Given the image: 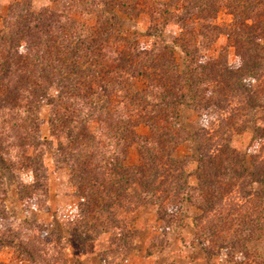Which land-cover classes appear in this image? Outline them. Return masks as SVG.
I'll use <instances>...</instances> for the list:
<instances>
[{
  "label": "rangeland",
  "instance_id": "rangeland-1",
  "mask_svg": "<svg viewBox=\"0 0 264 264\" xmlns=\"http://www.w3.org/2000/svg\"><path fill=\"white\" fill-rule=\"evenodd\" d=\"M15 1L17 0H0V31H3L11 5ZM109 1L112 4L102 10L105 17L102 29L109 35L111 42L116 39L114 50L128 44L151 45L154 37L149 28L151 17L148 11L151 12V9L148 0ZM159 1L166 3L169 11H176L179 6L175 0ZM250 1L247 13L245 0H227L235 7L236 21L240 20L238 26L243 28L241 22L248 15L250 17L248 22L253 33L250 43L255 63V67L250 71L253 76L259 77L264 75V62L260 64V57L264 55L259 51L256 42L264 41L262 36L259 38V33H264V0ZM78 2L80 1L31 0L32 14L39 15L50 11L72 16L83 24H88L90 18V26H95L96 23L99 25L100 21H103L100 14L91 16L87 11L78 12ZM135 3L139 7L134 8ZM145 5H148V8ZM140 12L143 13L138 15ZM208 13L211 17H216V24L223 30L234 20L224 5L215 11L209 10ZM202 24L204 22L199 23L201 26ZM181 32L179 29L170 30L165 33L163 41L173 50L176 62L183 69L185 55L180 41L177 40ZM107 34H104L106 41ZM196 35L201 37L197 33ZM229 44L230 41L223 35L215 42L212 52L216 55ZM109 46L106 45L107 49ZM80 49L83 55L87 51L82 47ZM19 52L33 63L30 72L39 73L38 56H31L27 48L20 47ZM229 52V60L234 62V50L230 49ZM96 58V61H87L82 57V64L80 63L76 74L66 73L61 79L62 85L60 82L51 84L48 99L46 96L41 97L42 94L35 92L37 90H31L30 85H33L30 82L26 83L28 90H21L20 97L14 99L20 105L19 115L22 116L17 128L19 135L16 136L21 142V148L24 150V147L28 146L29 156H32L40 145L45 155L41 159L42 168L26 159H21L14 168L7 162L0 161L6 193L2 200L6 216L0 219V233H5L0 235V238L3 235L5 238L0 241V264H264V184L250 183L253 168L246 166L250 173L241 174L238 181L236 177L234 183L227 180V169L219 171L223 173L220 180L216 174V180H219L216 184L204 180L207 176L210 177V174H199L197 177L192 175L188 188L192 199L188 203L178 204L171 198V202L155 206L145 204L141 199L146 194L140 184V173H143L144 168L140 166L139 151L133 147L128 154L126 151L121 154L122 146L119 141L123 136L124 125L119 121V112H124L123 102L126 100L123 95L114 94L110 98H103L102 95L90 97L78 87L76 94L79 93L81 98L84 94L87 98H78L79 102L71 98L77 103L74 108L81 109L79 107L90 98L93 105L89 107L90 111L89 108L84 110L80 121L71 125L73 131L81 133L79 142L73 138L76 136H69L65 131L59 135L53 132L55 129L50 124L52 108H57L63 116L65 112L59 104L62 100L65 101L67 96H71L66 92L67 81L73 78L86 83L85 77L88 75L91 81L96 83L104 79L109 93V84L115 87L113 91L125 87L121 80L109 78L110 66L115 68L118 63H112L107 56L104 57L105 61L101 56ZM122 58H127L130 62L129 57ZM28 70L29 65L24 74ZM6 72V67L1 64L0 80ZM21 73L23 75V72ZM7 91L8 97L12 96V90L6 89ZM100 91L105 92L102 89ZM92 94L96 96L97 93L93 91ZM1 96L6 98L7 102H12L8 100L5 92ZM103 105L107 107L106 112L101 116L94 115L93 110ZM32 110L37 121L29 119L28 113ZM180 114V122L190 132L201 127L200 119L190 107L184 106ZM83 119L87 122L84 123ZM98 119L105 120L109 127L99 124ZM27 129H32V132L27 134ZM135 132L139 135L146 134L147 128L139 125ZM251 138L248 132L237 135L232 144L233 148L241 159L245 157V165H251L255 160L264 164V143L255 145ZM92 147L95 153L111 148L113 151L115 149L117 154L112 151L109 152V157L104 159L98 156L93 158L88 152ZM210 147L211 149L203 150L204 154L210 155L214 151L212 144ZM197 150L196 142L189 140L177 147L175 153L176 158L189 165L188 171L193 173L197 170ZM255 152H258L257 159L254 157ZM211 157L212 155L206 158L204 166L207 172L212 171L215 175L211 167ZM162 175L159 172L156 176L155 193L158 194L165 187L164 190H170V186L165 184L163 188L159 187ZM37 180L40 185H47L45 196L42 190H38L40 185ZM79 181L88 185L87 191L96 202L88 205L83 200L79 189L84 186L79 185ZM97 181L101 183H96ZM94 186L97 188L94 189ZM216 187L219 194L215 199L210 198L211 195L217 194L213 189ZM200 189L209 196L203 197L201 202H196ZM169 192L171 195L175 194L174 191Z\"/></svg>",
  "mask_w": 264,
  "mask_h": 264
},
{
  "label": "trees",
  "instance_id": "trees-1",
  "mask_svg": "<svg viewBox=\"0 0 264 264\" xmlns=\"http://www.w3.org/2000/svg\"><path fill=\"white\" fill-rule=\"evenodd\" d=\"M78 1H80L78 9L76 6L78 12L87 11V14L91 16L100 14L103 21H100L99 25L96 23L95 26H90L88 25L90 18L86 25L72 16L50 11L34 15L31 0H17L11 5L9 18L3 31H0V67L3 64L7 69L5 76L0 80V161L7 162L11 168H14L18 166L16 163H19L21 159H26L35 163L38 168H42L41 159L45 151L40 145L35 149V154L29 156L28 146L23 150L21 142L16 138L19 135L17 128L22 116L19 115L21 114L19 113L20 105L14 99L20 97L21 90H28L26 83H32L33 86L30 85V89L37 90L35 92L42 94L41 97L46 96L48 99L47 94L51 90V84L60 82L62 85L61 79L66 73L76 74L82 64V57H85L87 61L93 59L96 61L98 56L103 58L107 56V58L110 57L112 63L115 62L116 65L118 63L115 68L110 66L109 78L121 80L125 87L113 91L115 87L108 83L109 93L108 85H104V79L96 83L91 81L88 75L85 77L86 83L73 78L67 81L65 83L68 85L66 92L71 96H67L66 100H62L59 104L60 108L63 107L65 114L61 116L57 108L55 110L52 108L50 124L55 129L54 133L59 135L65 131L69 136H76L73 138L79 142L81 133L73 131L71 125L82 118V113L86 108L93 107V105L90 98L79 107L81 109L74 108L77 103L71 98L76 100L87 98L84 94H82L83 98L79 93L76 94L78 87L90 97L102 95L103 98L105 96L110 98L114 94L123 95L126 100L123 102L124 112H119V121L124 125L123 136L119 141L122 146L121 154L124 151L128 154L133 147L140 153V166L144 168L143 173H140V184L143 193L146 194L141 199L145 204L155 206L165 204L167 201L171 202V198H174L178 204L188 203L192 199L188 193L191 176L210 174V177L207 176L204 180L216 184L222 177L223 173L219 172L221 169H227V180L232 183L235 182L236 177L238 181V176L241 174L247 172L249 174L250 171L246 170V166L251 167L253 175H250L252 179L250 183L264 184V164L255 160L251 165H245V157L241 159L232 145L237 135L247 132L251 134L253 144L264 143V75L255 77L250 71L255 67V63L250 43L253 33L248 22L249 15L246 21L241 22L243 26L241 28L238 26L240 20L236 21L235 7L227 0V3L223 0H175L179 4L176 11H169L168 5L162 1L148 0L151 9V12L148 11L151 17L149 28L154 37L151 45L128 44L122 45L120 49L118 48L119 50H114L113 44L116 39L114 38L111 42L109 35L102 29L105 19L102 10L112 3L109 0ZM250 3V0H245L247 13H249ZM222 5L227 8L234 19L224 30L216 24V17H211L208 13L209 10L214 9L215 11ZM137 7L139 5L135 3L134 8ZM200 22L204 24L201 26ZM212 22L214 24L211 25ZM173 29L182 31L177 40L180 41L182 52L185 55L183 69L176 62L173 50L163 41L165 33ZM104 34H107L108 41L105 40ZM223 35L228 38L230 44L215 55L212 52L214 44ZM261 36L263 39L264 33L260 32L259 38ZM238 39L243 41L238 42ZM263 42L259 41L256 44L264 55ZM107 44L110 45L109 49L106 47ZM20 47L27 48L31 56H38L39 73L30 72L33 63L19 52ZM80 47L87 50L84 55ZM230 49L234 50V62L229 60ZM123 56L129 57L130 62L127 58H122ZM260 59L261 64L264 62V57L261 56ZM106 63L111 62L106 61ZM28 65L29 70L25 72L29 73L24 74ZM99 74L100 72L97 75ZM123 79L126 81L124 82ZM6 89L12 90V96L8 97ZM100 89L106 93L101 92ZM93 91H96V96H93ZM3 92L12 102H7V99L1 96ZM62 96L66 97L64 93ZM184 106L190 107L201 121V127L199 126L193 132H190L180 122V111ZM106 110V105H103L94 109L93 112L94 115L101 116ZM32 112L33 110L28 113L29 119L37 121L35 113L32 114ZM83 121L87 122L86 119ZM98 122L107 126L105 120L98 119ZM139 125L147 128L146 134L139 135L135 132ZM26 131L29 134L32 129ZM189 140L196 142L199 155L196 158L197 170L194 173L188 171L189 165L183 164L175 155L176 148ZM210 144L213 145L212 150L214 151L206 155L203 150L211 149ZM112 151L110 148L107 151L95 153L93 147L88 150L90 157L98 156L102 159L109 157V152L112 153ZM113 154H117L115 149ZM211 155V167L215 175L212 171L207 172L204 166L206 158ZM257 155L258 152H255L256 159ZM37 157H40V160ZM97 166L100 167V164L97 163ZM159 172L163 174L159 187L163 188V184L170 186L169 191H174V195L164 190L166 187L159 194L155 193L157 192L156 176ZM216 174L219 176L218 181ZM38 181L37 184L40 185ZM4 184L3 166L0 165V219L6 216L5 206L2 203L6 195ZM78 184L84 186L79 189L83 200L88 205L96 202L87 191L88 185L80 181ZM37 188L42 190L45 196L47 185H40ZM96 188L94 186V189ZM213 189L216 192L217 187ZM203 192L200 189L196 202H201L203 197L209 196ZM218 194L219 192L211 195L210 198L215 199ZM149 195L152 197L148 198ZM3 237L0 241L5 239Z\"/></svg>",
  "mask_w": 264,
  "mask_h": 264
}]
</instances>
